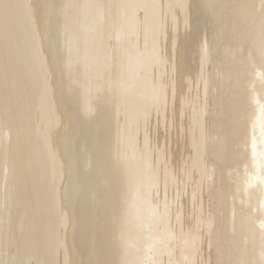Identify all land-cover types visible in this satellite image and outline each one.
<instances>
[{
	"label": "bare ground",
	"instance_id": "bare-ground-1",
	"mask_svg": "<svg viewBox=\"0 0 264 264\" xmlns=\"http://www.w3.org/2000/svg\"><path fill=\"white\" fill-rule=\"evenodd\" d=\"M0 264H264V0H0Z\"/></svg>",
	"mask_w": 264,
	"mask_h": 264
}]
</instances>
